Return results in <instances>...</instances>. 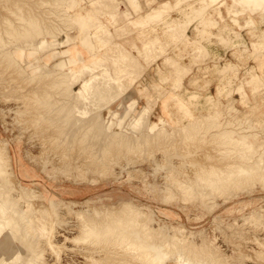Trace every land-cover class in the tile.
<instances>
[{"label": "rangeland", "instance_id": "obj_1", "mask_svg": "<svg viewBox=\"0 0 264 264\" xmlns=\"http://www.w3.org/2000/svg\"><path fill=\"white\" fill-rule=\"evenodd\" d=\"M136 1L0 0L1 197L30 219L24 243L45 264H148L144 253L168 244L209 263L264 264V2L226 0L230 12L210 0ZM132 26L144 28L136 39L151 36L137 55L111 46L109 28ZM247 120L252 146L222 135ZM85 220H111L114 233H84ZM19 242L0 234V259Z\"/></svg>", "mask_w": 264, "mask_h": 264}, {"label": "bare ground", "instance_id": "obj_2", "mask_svg": "<svg viewBox=\"0 0 264 264\" xmlns=\"http://www.w3.org/2000/svg\"><path fill=\"white\" fill-rule=\"evenodd\" d=\"M117 1V0H116ZM207 1V0H206ZM252 1H260V2H264V0H235V2H237V3H242V6L241 7H243L242 8V10H244L246 7H248L250 4V2H252ZM58 2V1H57ZM136 2H138V0L136 1ZM165 2H167V5L165 6L166 8H168L169 7V3H171V1L170 0H158V6H156V7H154L153 8V10H157V9H159V8H162V7H164V3ZM210 2L211 3H214V4H217V5H219L221 8L224 6V7H226V10L227 11H230V12H232L234 9H233V7H234V5H230L229 4V2H227L226 0H210ZM234 2V3H235ZM5 3V2H4ZM4 3H3V5H4ZM7 3L8 2H6L5 4L6 5H4V6H8L7 5ZM116 3V2H115ZM10 4V3H9ZM163 4V5H162ZM175 5V4H174ZM216 5V6H217ZM139 6V5H138ZM9 7V6H8ZM200 7V6H199ZM208 7H209V5H208ZM22 9V8H21ZM151 9V8H150ZM238 9H240V8H238ZM204 11V10H203ZM239 11V10H238ZM197 12V11H196ZM26 18V17H25ZM27 19V18H26ZM29 19V18H28ZM185 19V18H184ZM194 19V18H193ZM222 19H224V18H222ZM31 20L32 21H35V20H37V19H35V20H33L32 18H31ZM183 21V20H182ZM182 21H181V25H182ZM195 21V20H194ZM28 22H31L30 20H28ZM36 22V21H35ZM37 32V31H36ZM2 38H3V36L1 35V33H0V41H2ZM31 41V40H30ZM29 42V41H28ZM29 45H31V44H29ZM35 45V44H34ZM4 51V50H3ZM65 54V53H64ZM131 57V56H130ZM129 60V59H128ZM132 62V61H131ZM131 62H130V65H131ZM126 63H128V62H126ZM131 66H133V65H131ZM124 68V67H123ZM103 69V68H102ZM123 70V69H122ZM132 70V69H131ZM127 71V70H126ZM127 73V72H126ZM117 75V74H116ZM54 76V75H53ZM60 77V76H59ZM67 77H69V76H67ZM114 77V76H113ZM63 78V77H62ZM70 78V77H69ZM69 78L67 79L68 81H69ZM94 79V78H93ZM66 80V79H65ZM91 80V79H90ZM67 81V82H68ZM94 81V80H93ZM91 82V81H90ZM89 83V82H88ZM88 83L86 84V83H84V85H85V89H86V85H88ZM120 83V82H119ZM57 85H58V83H57ZM67 85V84H66ZM83 85V86H84ZM61 86V85H60ZM68 87V86H67ZM70 88V87H69ZM62 89V88H61ZM64 90V89H63ZM69 90V89H68ZM71 90V89H70ZM65 91H67V90H65ZM84 91V90H83ZM59 92H61V91H59ZM70 92V91H69ZM68 91H67V93H69ZM86 92V91H85ZM83 93H81V95H82ZM61 95V94H60ZM59 95V96H60ZM77 95V94H76ZM77 96H79V93H78V95ZM74 97V96H73ZM82 96H80V98H79V100H81L82 98H81ZM38 98V97H37ZM64 98V97H63ZM93 98V97H92ZM83 99L85 100V98H84V96H83ZM61 100V99H60ZM78 100V101H79ZM89 100V99H88ZM86 101V100H85ZM92 101V100H91ZM81 102H82V100H81ZM80 102V103H81ZM93 103V102H92ZM83 105V104H82ZM77 106H79V105H77ZM230 108L231 109H235L234 108V106H230ZM80 113V112H79ZM215 120H217V119H215ZM140 121V120H139ZM245 121V120H244ZM240 123V125H241V128H239V130H232V129H230V131H228L227 129L226 130H224L225 131V133L223 134L222 132V135H224V137L226 138V139H229V137H230V139L228 140V141H230V143L231 144H233V143H235L236 145H238V146H240L241 147V145H242V147H243V145L245 144V143H248V141H246V138H248L249 136H252L253 135V133L252 132H250V129H251V131H252V128H253V126L251 127V123H250V121H248L247 120V122H245L246 123V125H244L241 121L239 122ZM139 124V123H138ZM196 124V123H195ZM200 124V123H199ZM227 124H228V122H227ZM94 126V125H93ZM199 126V127H198ZM197 127H195L194 129H192L191 128V132H188V133H190V134H192V136H193V134H196V133H198V132H201V130H205V128L204 129H202V126H201V124L200 125H198ZM91 129V128H90ZM162 129V128H161ZM190 129V128H189ZM201 129V130H200ZM229 129V128H228ZM254 129V128H253ZM164 130V129H163ZM188 131V130H187ZM161 132H162V130H161ZM164 132V131H163ZM202 132H204V133H207L208 132V129H206V131H202ZM235 132L237 133V135L234 137V135H235ZM187 132H186V134H188ZM255 133H257V132H255ZM255 135V134H254ZM253 138V137H252ZM250 138H248L247 140H249ZM254 139V138H253ZM233 142V143H232ZM249 142H250V140H249ZM230 144V145H231ZM248 144H250L251 145V143H248ZM247 144V145H248ZM252 146V145H251ZM235 147V146H234ZM240 147H239V150H240ZM241 147V148H242ZM250 147V146H249ZM260 148V147H259ZM236 149V148H235ZM247 149H249V148H247ZM253 149V148H252ZM250 151V150H249ZM242 152V151H241ZM254 153V152H253ZM242 156H244V154H242ZM261 156V155H260ZM245 157V156H244ZM261 158V157H260ZM0 163H2V160H1V156H0ZM257 162V161H256ZM263 162V161H262ZM258 164H259V162H257ZM257 164V165H258ZM239 166V165H238ZM253 166H254V164H253ZM240 167V166H239ZM238 167V168H239ZM242 167V166H241ZM259 167V166H258ZM3 168V166L1 167L0 166V173L1 174H4L5 173V169H2ZM229 168V167H228ZM233 168V167H232ZM245 168V167H244ZM243 168V169H244ZM242 169V170H243ZM214 170H216V169H214ZM226 170V169H225ZM228 170V169H227ZM242 170H240V171H242ZM246 170H247V168L245 169V172H246ZM261 170V169H260ZM248 171V170H247ZM262 171V170H261ZM264 171V170H263ZM213 172V171H212ZM232 172V171H231ZM238 172V171H237ZM251 172H253V171H251ZM214 173V172H213ZM247 173V172H246ZM216 174V173H215ZM219 174V173H218ZM232 174V173H231ZM237 174V173H236ZM263 174H264V172H263ZM246 175V174H245ZM201 176V175H200ZM220 176V175H219ZM249 176V175H248ZM207 177H209V176H207ZM215 177V176H214ZM204 178V177H203ZM215 179V178H214ZM205 181V180H204ZM188 182H190V181H188ZM188 182H186V183H188ZM224 182V181H223ZM191 183V182H190ZM204 183V182H203ZM218 183V182H217ZM228 183V182H227ZM189 185H191V184H189ZM190 190V189H189ZM207 190V189H206ZM216 191V190H215ZM219 191V190H218ZM4 194V193H3ZM7 198V197H6ZM12 198V197H11ZM15 199V198H14ZM9 201H10V203H11V201L12 200H8V199H5V198H3V197H1V192H0V234H3V235H5L6 237H10L11 239L12 238H14L15 240H17V241H20L19 243H21V245H16L15 246V248H14V250H15V255L13 256V257H7V258H4V257H1V259H0V264H35V262H36V260H37V264H45V255H44V252H43V254L42 253H40V250H39V257L37 258V257H35V251L34 252H32V249L31 248H33V247H30V245L28 246V245H26L27 244V242H25L26 240H27V238L26 237H24L23 238V232L24 233H26V235H28L29 234V237H30V234H31V232H32V230H31V228H29V222H30V219L28 218V217H26V216H24V218L21 216V218L20 217H18V215L20 216V213H22L23 211L20 209V208H18V205H16L17 206V208L15 207V204H16V202H14L13 203V206H12V204L10 205V206H12V207H10V206H6L8 203H9ZM50 209V208H49ZM46 212V211H45ZM43 214H45V213H43ZM22 215V214H21ZM24 215V214H23ZM49 215H50V213H49ZM48 215V216H49ZM81 215H83V214H81ZM42 217H40V219H41V222L43 223H41L42 224V229L45 231V233L43 232V234H42V231H41V235H43V236H47L48 235V233L50 232V221H49V223L47 224L46 223V216H47V214L46 215H41ZM123 216V215H122ZM83 217V216H82ZM81 217V218H82ZM85 217V216H84ZM83 217V218H84ZM129 217V216H128ZM258 217V216H257ZM48 218V217H47ZM82 218V219H83ZM116 218V217H115ZM119 218V217H118ZM117 218V219H118ZM253 218V217H252ZM84 219H86V217L84 218ZM50 220H52V222H51V226H53V224H54V221H55V212H54V210L52 209V212H51V215H50ZM119 220V219H118ZM138 220V219H137ZM40 221V220H39ZM84 221V220H83ZM87 220H85V222H86ZM111 221V220H110ZM110 221H107V222H104L105 223V226H103L104 227V229H102L101 227H99V224L98 225H91V223L90 222H86L85 224H83L84 225V233H90V232H92V231H95V234H96V238H100L101 236V234L103 235V236H105L104 237V240H106L107 239V237L106 236H108L109 235V226H110ZM32 222V221H31ZM94 222V221H93ZM116 222L115 223H113V225H111L112 226V229H113V227H115L116 225ZM122 224V223H121ZM31 225V224H30ZM104 225V224H103ZM115 225V226H114ZM119 228V227H118ZM125 228V227H124ZM41 229V230H42ZM122 229V228H121ZM34 230H35V228H34ZM40 230V229H39ZM153 230V229H152ZM112 231V230H111ZM37 233V232H36ZM40 233V232H39ZM51 233V232H50ZM53 233V232H52ZM93 233V232H92ZM114 232H112L111 234H113ZM111 234H110V236H111ZM37 235H38V233H37ZM41 235L39 234L38 236H40L41 237ZM87 235H89V234H86V236H85V234H83V235H81V236H77V237H74V240H76V241H80L81 239L82 240H86L87 239ZM122 235V234H121ZM33 236H34V234H33ZM36 237V236H34V239L33 240H35L36 238L39 240V238L40 237ZM94 236V235H93ZM110 236H108V238L110 237ZM114 236H116V239H118V241H119V238H120V235H114ZM124 236V235H123ZM36 237V238H35ZM48 237V242H49V245L50 246H52L53 247V243H55V242H53V236H51V234L49 235V236H47ZM127 237H128V235H127ZM24 239V241L22 240V239ZM32 238V237H31ZM42 238V237H41ZM90 238V237H89ZM95 238V239H96ZM111 238V237H110ZM125 238V237H124ZM152 238V237H151ZM115 239V241H117ZM126 239H128V238H126ZM126 239H124V240H126ZM92 240H93V238H92ZM121 240H123V239H121ZM120 240V243L122 242ZM178 240V239H177ZM10 242H11V240H9ZM29 241V240H28ZM41 241V240H40ZM39 241V242H40ZM90 241V240H89ZM95 240H93V242H94ZM142 241V240H141ZM7 242H8V239H7ZM13 242V241H12ZM26 244H25V243ZM38 242V241H37ZM86 242V241H85ZM88 242V241H87ZM96 242V241H95ZM94 242V243H95ZM125 242V241H124ZM32 243V242H31ZM176 243V242H175ZM185 243V242H184ZM14 244V243H13ZM28 244H29V242H28ZM37 244H39V243H37ZM97 244V243H96ZM122 244V243H121ZM125 244V246H126V244H128V243H124ZM124 244H122V246L124 245ZM135 244V243H134ZM154 244V243H153ZM165 244H168V243H165ZM11 245V244H10ZM32 245V244H31ZM33 245H34V242H33ZM160 245V244H159ZM158 245V243H156V246H159ZM179 245V244H178ZM177 245V246H178ZM39 246V245H38ZM38 246H36L37 248H38ZM124 246V247H125ZM150 246H152V243H151V245H149V247ZM155 246V248L156 249H158V248H161V245L159 246V247H156ZM166 246V245H165ZM208 246V245H207ZM10 247V246H9ZM8 247V248H9ZM35 247V248H36ZM41 246H39V248H40ZM142 247V246H141ZM152 247H154V246H152ZM168 248H167V250L165 251L163 248V251H161V249H158L157 250V254H152L150 257H148V254L146 255L145 253H144V259H145V262L146 263H148V264H166V261H167V259L168 258H170V257H172V256H174V255H177V254H180L181 256H183V264H187V262L189 261V262H191V261H196L198 264H214V261H213V263H212V261L210 260V263L208 262V261H206L207 259L209 260V258H210V256H209V258H208V256L206 257V260H203V258H202V260L201 259H199L198 257V259L197 258H195V257H193V256H191L189 253H185V254H183V252L182 251H180V249L178 248V250L174 247V245L172 246V245H170V244H168V246H167ZM173 247L176 249H173ZM205 247V246H204ZM5 248V247H4ZM155 248H153V249H155ZM181 248V247H180ZM34 249V248H33ZM41 249V248H40ZM151 249V248H150ZM182 249V248H181ZM36 250V249H35ZM209 250H211L210 248H209ZM1 251V250H0ZM152 251V250H151ZM150 251V252H151ZM155 251V250H154ZM203 250H201V252H202ZM204 251H206L205 249H204ZM2 252V251H1ZM182 252V253H181ZM209 253H210V251H208ZM34 253V254H33ZM149 253V252H148ZM155 253H156V251H155ZM4 254V253H3ZM206 254H207V252H206ZM205 254V255H206ZM212 253H210V255H211ZM214 254V253H213ZM5 255V254H4ZM3 255V256H4ZM215 255H216V253H215ZM1 256V255H0ZM141 256H143V254L141 255ZM177 257V256H176ZM218 257V256H217ZM215 257H213V258H211V259H214ZM218 259V258H217ZM220 259V258H219ZM95 261V260H94ZM34 262V263H33ZM194 262H192V264L194 263ZM218 262H219V260H218ZM197 263H194V264H197ZM215 263H217V262H215ZM94 264H100V261L99 260H96L95 262H94Z\"/></svg>", "mask_w": 264, "mask_h": 264}, {"label": "crops", "instance_id": "obj_3", "mask_svg": "<svg viewBox=\"0 0 264 264\" xmlns=\"http://www.w3.org/2000/svg\"><path fill=\"white\" fill-rule=\"evenodd\" d=\"M141 3H143V6H145V7L147 6L146 0H140V4ZM194 25H195V22H193L192 24H190L188 26V28H187V35L188 36L191 34V30H192V28H194ZM132 27L133 28L129 29L130 30L129 33L128 32H124V31H126L124 28H119V27H116V28L111 27V28H109V31H110L111 36H112V38H111V46H113L115 44L116 45H121V46L129 49L132 54L137 55V50L133 49L132 46H137V47L141 48L143 43H144V41L149 39V38H151V36L148 34V35L145 36V38L141 37V39H136L135 36H134V32H133L134 28H136L137 31H140L141 34H143L144 28L143 27L141 28L140 26H132ZM146 31H148V29H146ZM128 47H130V48H128ZM211 48L213 49V51L219 53L220 55H226L227 51H225V49L222 46H218V45L215 46L214 45ZM138 59H139L141 65L144 67V62L145 61L142 58H140V57ZM145 75H146V73H145ZM143 79H144V73H143ZM145 79L148 80V75L145 76ZM186 82L187 81H186V77H185L184 85L186 84ZM128 93H129V91H127V94ZM23 163H24V165L26 167H29L28 169L30 170L31 174H35V171L30 166H28L26 164V162L23 161ZM73 193L75 195V198H79L78 197L79 196V194H78L79 192L77 190L73 189Z\"/></svg>", "mask_w": 264, "mask_h": 264}]
</instances>
